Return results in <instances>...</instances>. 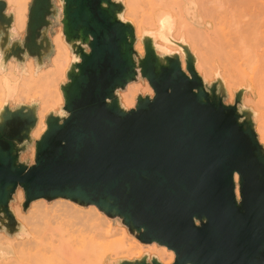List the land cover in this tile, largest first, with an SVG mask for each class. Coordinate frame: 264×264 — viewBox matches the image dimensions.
<instances>
[{"label":"water","instance_id":"obj_1","mask_svg":"<svg viewBox=\"0 0 264 264\" xmlns=\"http://www.w3.org/2000/svg\"><path fill=\"white\" fill-rule=\"evenodd\" d=\"M60 2L31 0L18 40L0 0L4 64L31 57L41 69L53 52L51 18L78 56L59 86L63 106L46 115L38 139L36 102L0 109V231L12 237L21 227L9 207L21 188L24 212L38 199L94 205L141 243L172 250L171 264H264V147L254 112L239 108L245 89L225 104L223 81L207 85L187 47L185 70L145 34L140 56L121 0ZM139 78L153 95L138 94L126 109L118 91ZM31 144L29 165L20 156ZM117 264L163 263L143 255Z\"/></svg>","mask_w":264,"mask_h":264},{"label":"rangeland","instance_id":"obj_2","mask_svg":"<svg viewBox=\"0 0 264 264\" xmlns=\"http://www.w3.org/2000/svg\"><path fill=\"white\" fill-rule=\"evenodd\" d=\"M52 1L54 5L58 9H60L61 7L60 0H52ZM121 1L123 2V5L125 7L123 20L131 22V24L134 26L135 34L137 38V42L135 44V50L139 55H141L142 53H144V50L140 39L142 37V34L147 35V31H149V23L152 21V19L149 17L144 20V17L146 15L144 12H148L149 8L147 7L146 0H121ZM30 3L31 0H16L11 5L7 3V9L13 12L14 22L12 28H13V32L18 33L17 34L18 40H21L24 36V30L27 22V13ZM217 9L218 10L214 13V19L217 17V16L215 17L217 12H219V8ZM228 12L231 11L228 10ZM228 12L227 13L225 12L227 14V17L231 16V14L234 13L232 12L231 14H229ZM226 14L223 15L225 16V18L221 16L223 19L216 18L215 22L217 21V23L214 22V27H213L216 29L217 27L219 28L220 26L223 32L220 30V32L222 33L220 35H217L220 32L218 33L217 29L216 31H214L215 29L213 28H212L213 30L211 29L210 32L211 41L212 40L216 41V44L226 43L224 45L220 44L221 46L225 47L224 49H226L227 46L228 48L232 47L230 45L231 42L229 41H231L233 38L231 35L233 36L235 35L233 29H230L233 28V26L231 25V23H229L230 18L227 19ZM236 15H237L236 13L235 15L232 14L231 18L233 17L234 19L237 20L238 17L236 18ZM57 16L60 18L61 16L60 11H58ZM197 17L198 18L202 17V12L200 10L198 11ZM234 19L232 20L233 22ZM141 23L142 25H140ZM215 24L217 25V27L215 26ZM224 25L227 26V27L225 26L227 29H225ZM226 31H228L229 36ZM226 36H227V40L231 36V40H228L229 43L224 42ZM221 37H223L224 39ZM49 39H51L53 45L52 56L50 60L46 61L44 66L39 70H35V63L34 60L31 58L28 59L26 64L17 63L14 60H8L7 63L4 64L2 62L0 55V109L6 103H8L9 106L12 108L20 103L30 104L32 102H36L38 104V112H37L38 121L35 127L33 128V130L31 131V137L33 139H38V135L42 133V131L46 128V124H45L46 115L50 112H53L54 114H58L60 112L61 107L63 106V99L59 98V94L61 93L59 86L61 83L67 81L65 73L69 64L73 61L78 60V56L72 53L69 46L64 41V37L61 31V24L55 20L53 21L51 29L49 31ZM217 40L218 41L221 40V41L217 42ZM213 41L211 43H214ZM236 43L234 42V44ZM216 44L215 43L214 45L211 44L212 45L211 49H216L215 46ZM220 45L217 46L219 47ZM244 45L246 44H243V46ZM238 47H242V45L241 46L238 45L236 48ZM219 48L216 49L217 51H215V53L214 51H211L213 52L211 54L214 57L210 56L217 63L216 69H212L210 72H207L206 74H203L199 71L200 66L204 63H201L199 59L195 58L196 56L193 53L195 51H193L191 48H189L188 50L195 58L196 71L203 78V80L207 85H209L211 82H214L216 80L215 77L221 78V80L224 83V87L226 91V96L223 100L225 104H233L235 93L239 89L246 88L242 95V101L241 104L239 105V108L250 109L251 111H254L252 120L254 123L255 132L259 140V135L256 130L257 109L256 107H254L255 109L253 108L254 100L251 96L250 85L248 84L243 85V82H241L242 83L241 84L240 82L233 80L225 76L224 74L220 73L222 70H224V67L222 69L221 64L223 60H220V57L218 55H220L222 59V57H226L231 53L230 50L235 49L236 52L239 53V55H237L236 52H233V50L232 52L235 53L234 54L235 56H239V58L241 59L242 55L240 57V54L241 52H243L245 47H242L240 49L242 51H239V48L236 49L235 47L230 48V50H228L227 48L228 51L222 48L221 50L223 51L221 50L219 51L218 50ZM246 48H248V46ZM164 49H165L164 46L157 47L156 51L162 53ZM195 50L197 51L198 47H196ZM224 51H226V56L224 53H223L224 55L222 53H218ZM246 51L247 53L244 54L243 52V55H245V57L248 55L250 56L251 52H249V48ZM183 54H178V55L180 57L182 69L185 70V52ZM214 54L217 55V57H215ZM230 56L231 55H229L228 57L230 58ZM216 58H219V60ZM239 58L236 59L238 60ZM223 59L226 60V58ZM247 66H245L246 69L251 67V66L249 67V64ZM138 82L141 84L146 83L149 86L148 82L145 79L139 78V80L134 83H138ZM151 90L147 89L145 93L139 92L138 94H141L142 96L145 95L152 96L153 91L151 92ZM125 91L126 88L124 90H119L118 96L121 92L123 93ZM248 98H250L253 101V103H251V101L249 103L247 100L250 99ZM121 105L123 106L122 103ZM33 159H34V144H31L27 147V150L21 154L20 160L22 162H26L27 164L31 165L33 164ZM236 195L237 197H239L238 192ZM23 201H24L23 191L21 188H18L16 193L13 195V200L11 201L9 207L11 211L14 213L16 220L19 223H21V227L19 228L16 236L14 235L12 237H9L5 233H0V264H67L68 261H66L64 257L59 256L56 249L60 246L66 247L67 245H72V244L78 246H82L86 244L93 251L96 252L108 250L109 253L113 254L112 257H114V254L119 252L120 246L122 247L121 248L122 255L137 254L141 250V248H139V246L135 242H133V240L131 242L127 241L124 232L120 230L116 232L112 231L110 235L107 236L99 232L96 222L102 223L104 221H107V224L110 226L116 225V223H118L119 226L121 227H125V226L121 223L119 218L110 219L107 216H105L102 212H100L97 208L96 210L98 211V214L90 215V210L92 209L90 207L91 205L88 207H82L67 199H61V198L55 199L51 202H47L43 199H38L36 201L31 202L27 210L24 212L21 206ZM73 207L78 208L79 212L72 214L71 209ZM126 248L129 249L126 250ZM142 256H140L139 258H141ZM151 257L152 256L148 257V261L150 260ZM110 259H106V262L104 264H117L118 261L120 260L118 258L117 259L110 258Z\"/></svg>","mask_w":264,"mask_h":264},{"label":"bare ground","instance_id":"obj_3","mask_svg":"<svg viewBox=\"0 0 264 264\" xmlns=\"http://www.w3.org/2000/svg\"><path fill=\"white\" fill-rule=\"evenodd\" d=\"M6 1L9 5H11L16 0ZM146 3L149 9L148 12H144L146 14H144V20L148 17L152 19V21L149 23V31H147V35L153 37L155 48L164 46L165 49L162 51V53L177 54L184 53L183 47H187L188 49L191 48L193 51H195L193 52L196 56L195 58L199 59L201 63H204L199 68V71L203 74L210 72L212 69H216L217 63L213 58L210 57L213 56L211 54L213 52L211 51H214L215 53V51H217L216 49L219 47L220 48L218 50L220 51L221 48H225L221 45L226 44H216V41L212 40L216 44V49H211V44L214 45V43H211L212 41L210 32L214 27L216 18H225V16L223 15H225L228 10L231 11L228 12L229 14H231L232 12H234L232 13L234 15L235 13L237 14V20L232 17L234 19V22L231 18L232 14L229 17H227L226 14L227 19L230 18L229 20L231 22L229 21V23H231V25L233 26V28L230 29H233V32L235 34L234 36L231 35L233 37L232 40L231 36L230 38H228V40H231L229 42H231L230 45L232 46L229 47L236 48L238 45H242V47H245V51L249 48V52H251V54L250 56L246 54L248 56L245 57V55H243V52L245 54L247 53V51L245 52L243 50V52H241L240 54V57L242 55L241 59H243L241 60L239 56L234 55L235 53L233 52H236V50L232 49V52V50H230V48H228L227 46L224 50H227V48L228 50H230V58L228 57L229 55L226 56V51L218 52L222 54L224 53L226 56L222 57L221 59V56L218 55L220 57V60H223L222 64L220 61L222 69L224 67V70H222L220 73L240 83L243 82V85H250L251 96L254 100V103L250 98H248L250 100L247 101L249 103L251 101V103L255 105L254 106L252 104L253 108L256 107L257 109L256 130L259 135L260 143L264 145V0H146ZM217 8H219V12H217V14L215 15V17H217L214 19V13L218 10ZM199 10L202 12L201 18L197 17ZM218 14L220 15V17H222L220 18ZM122 17H124V15H122ZM215 23H217V21ZM140 25H142V23ZM215 26L217 27L216 24ZM225 26L226 25H224V27ZM226 27L225 29H227ZM216 29L219 33L222 28H220L219 26V28L217 27ZM216 29L214 31H216ZM221 31L223 32V30ZM222 32L217 35H220ZM226 32L228 34V31ZM225 39L227 40V36ZM225 39L224 42L229 43L228 40L226 41ZM219 41L217 40V42ZM234 42L237 44V46L236 44H234ZM243 44L246 45L243 46ZM217 45L220 46L218 47ZM247 46L248 48H246ZM196 47H198L197 51L195 50ZM242 47H238L239 51H242L240 50ZM142 55L143 53L140 56ZM237 55H239V53H237ZM215 57H217V55H215ZM235 57L239 59L237 60ZM223 58H226V60ZM232 58L236 60H233ZM216 59L219 60V58ZM224 61H227L228 63ZM248 64L249 67H251L246 69L245 66H247ZM147 89L151 90V88L146 83H128L126 91L119 94L120 103H122L126 109L132 108L135 104L136 95H138L139 92L145 93ZM59 98L63 99L61 93L59 94ZM41 134L42 133L38 135V138ZM235 180H237L236 175ZM237 192L238 191L236 189V194ZM90 207L92 208L90 210V215L98 214L95 206L91 205ZM77 212H79L78 208L73 207L71 209L72 214ZM96 225L98 231L106 236L110 235L112 231L116 232L120 230L124 232L127 241L131 242L133 240V242H135L139 246V248H141V250L137 254L122 255V247L120 246L119 252L114 254V257H112L113 254L109 253L108 250L96 252L86 244H84L85 246H78L73 244L67 245L66 247L60 246L56 250L59 256L64 257L66 261H68L67 264H104L106 262V259L118 258L120 260H133L132 258H139L143 254L147 255L148 257L153 256L163 264H171L174 260V253L172 250H169L165 246L158 245L154 242L151 244L141 243L134 236L130 235L125 227L119 226L118 223H116V225L110 226L107 224V221H104L102 223L96 222ZM128 249L129 248H126V250Z\"/></svg>","mask_w":264,"mask_h":264},{"label":"crops","instance_id":"obj_4","mask_svg":"<svg viewBox=\"0 0 264 264\" xmlns=\"http://www.w3.org/2000/svg\"><path fill=\"white\" fill-rule=\"evenodd\" d=\"M6 1V0H5ZM7 3V2H6ZM5 12H6V14H8L9 13V10L7 9V7H6V10H5ZM53 21H54V19L53 18H51V22L53 23ZM56 21V20H55ZM12 26H13V24H12ZM51 26H52V24H51ZM51 26L48 28V30H47V35H48V38H49V31H50V29H51ZM12 30H13V28H12ZM25 31V30H24ZM18 34V33H17ZM23 39V38H22ZM21 39V40H22ZM51 40V39H50ZM52 56V55H51ZM31 57H28L26 60H25V64H26V62L28 61V59H30ZM31 59H33V58H31ZM34 60V59H33ZM34 62H35V60H34ZM44 62H46V60H44ZM17 106V105H16ZM16 106H14V107H12V109L13 108H15ZM10 107V106H9ZM11 108V107H10ZM37 112H38V107H37ZM0 233H4L3 231H0Z\"/></svg>","mask_w":264,"mask_h":264}]
</instances>
